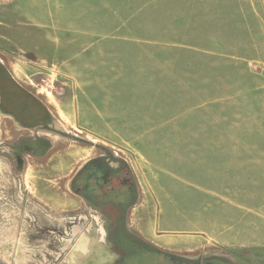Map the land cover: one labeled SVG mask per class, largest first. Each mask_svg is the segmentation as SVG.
Returning a JSON list of instances; mask_svg holds the SVG:
<instances>
[{"label": "rangeland", "instance_id": "obj_1", "mask_svg": "<svg viewBox=\"0 0 264 264\" xmlns=\"http://www.w3.org/2000/svg\"><path fill=\"white\" fill-rule=\"evenodd\" d=\"M206 5H214L215 11H206ZM123 20L131 25L124 29L125 39L135 41L112 43L115 53L108 60L86 57L104 48V43L91 47L92 41L115 39L118 29L113 26ZM43 25L46 54L39 53L38 45L32 47L39 38L35 31ZM93 31L99 34H90ZM14 48L18 59L3 61L14 65L16 77L28 75L27 88L53 104L55 98L76 96L79 88L80 102L89 108L80 113V124L60 113L66 122L55 114L53 128L45 130L20 129L0 117V264H120L139 247L164 253V264H264V245L258 242L240 248L234 242L219 244L158 227L156 214L164 223L167 215L154 201L153 187L156 191L165 183V189L181 192L182 186L165 178L166 161L158 173L150 164L156 152L167 157V148L173 151L169 143L180 150L183 141L168 140L166 133L183 131V117L188 119L189 110L198 105H204L198 110L203 130L262 133L255 146L264 149V0H158L148 5L135 0H0V53ZM211 51L240 59H216ZM72 53L81 58H57ZM87 81L82 90L80 85ZM90 85L94 90L89 91ZM58 90L70 93L58 96ZM53 104L47 105L54 112ZM190 126L193 129V123ZM148 128L163 134H157L158 140L135 138ZM100 155L124 161L136 176L141 197L129 220V228L136 231L128 239L132 245L120 242L122 237L117 240L120 235L109 241L115 210L92 207L71 189L77 170ZM230 166L224 162V171L217 175L224 180L243 178ZM255 174L256 186L249 189L254 196L248 202L250 208L254 199L257 228V214L264 213V162L255 167ZM201 181L211 186L210 177L202 176ZM237 190L223 187L224 200ZM186 193H200L192 195L194 208L214 200L197 190ZM134 219L141 222L139 227ZM169 220L173 228H190L174 214ZM153 228L164 235L160 239L170 241L157 246L145 240L142 233ZM87 236L100 255L95 251L88 258L90 251H82L81 245L76 260L77 246ZM135 237L140 243L134 244Z\"/></svg>", "mask_w": 264, "mask_h": 264}, {"label": "crops", "instance_id": "obj_2", "mask_svg": "<svg viewBox=\"0 0 264 264\" xmlns=\"http://www.w3.org/2000/svg\"><path fill=\"white\" fill-rule=\"evenodd\" d=\"M135 1L138 5H148L154 4L158 0ZM117 2L124 4L127 2V0H117ZM206 8H208L206 9V11H215L214 5H206ZM46 26L47 25H43V27H39L40 29L38 31H35L38 33L39 38L38 42H35L32 46L34 47L35 45H38L39 53L44 54H46L47 52L46 47L48 44L45 37L47 33L45 30ZM126 26L131 27V25L124 20L118 21L117 24L113 26L118 29L114 32L117 33L115 39H111L110 41L105 40L103 42L92 41L91 47L94 48L95 44L97 43H104V48H102V51L92 52L91 50L92 55L87 53L86 57H91L94 60H108L112 58V53H115V51H112L111 49L112 45L134 42V39H125L126 36L123 33ZM151 26L157 27L158 25ZM98 32L99 31H93L90 34H99ZM154 33L156 34V32ZM152 40L153 39L142 41L147 43L151 42L154 44H160L157 40ZM73 44H78V42H74ZM20 45L21 44H17L16 46L19 50L21 47ZM17 48H14V50L10 51V53H0V66L2 67V69H0V72L1 75H3V77L0 78V117L13 122L20 129H51L53 128V126L51 125V123L53 122V115H57L58 117H60L61 121L63 122H66V119L62 116H66V118H68L70 122H78L80 124V121L82 120L80 113L84 111V107L89 108V106L84 105L80 102L81 98L78 92L79 88H76V96H71V98L69 99L67 98V96L59 99L55 98V104L51 103L49 99H47V101L42 99L31 89L26 87L25 83L29 81L28 75L21 74L19 75V77H16L14 74V65L4 63L3 61L9 59H18V57L15 55L17 52L15 50H18ZM208 53L213 55V57L216 59H240L239 56L232 54H218L215 51H211ZM44 57L49 58L50 56ZM57 58L76 60L80 59L81 57L72 53L68 56ZM72 79L75 81L74 78ZM86 84H89V82L87 81V83H82V85H80V88L82 90H86V88L84 87ZM93 86L94 85L89 86V91L94 90ZM16 89L18 90V94L21 91L26 92V95L28 96V100L26 102H28L29 104L25 108L20 107V105L14 104V102L11 100V93L16 92ZM67 91L70 93L69 90L62 92L58 90V96H62L63 94L67 93ZM71 92L74 91L71 90ZM70 99L71 104H66ZM47 104H53L52 108H54V112L50 108L51 105ZM203 106L204 105H198L195 106L194 109H190V116L188 119L186 116L183 117V131H167L166 134L168 140L183 141L180 150L176 151L174 145L169 143V147L173 151L167 148L170 152L167 157L164 154L156 152V155H152L150 158L151 168L152 170L154 168L155 172L157 173L158 171H163L159 168V166L161 165V162L163 163L166 161L168 166V173L166 175H162H164L167 180L179 183L182 186L181 192L175 189H173L172 191L165 189V183H158L159 188L156 189V191H154L153 187L155 197L154 201H157L156 203L160 205V211H165L167 215V222L164 223L160 220L155 212L156 224L158 225V227H162V229L164 228L163 230H166L169 233H174L175 231L180 232V230H183L186 231L189 236L202 235L219 244H231L232 242H234L233 244L239 246L240 248H249L251 244L254 245L256 244V242H258L257 245L262 246V244L264 245V213L263 211H261L262 208L258 210V212L261 211V214H257V219H261V221L259 220L260 224L256 228L254 223V217H256L254 214L255 207L252 204L254 202V199L251 201L252 207L250 208V202H248V199L250 196H254L252 191L249 193V189H252L256 186L254 184V179L256 176L255 167L261 166V164L264 162L262 158L264 156V149L255 146V140L262 139L263 135L262 133L253 131L203 130L205 121H202L201 117L199 116L200 112H198V110L203 109ZM22 109L26 110L23 112ZM197 112V117L192 115L196 114ZM60 113L62 114V116L60 115ZM88 118L94 119V115H88ZM112 119L110 120V122H112ZM89 121L91 120H87V122ZM103 121L105 122L106 119H104ZM191 123H193V129L190 126ZM86 127H88L87 124ZM157 134L160 135L163 133H157V131H155L154 129L148 128L145 129L141 135H138L135 138H140L142 141H147L150 139L158 140L159 136ZM153 156L155 158H153ZM225 156L232 157V159L224 160ZM256 156L260 158L256 160ZM224 162L228 163V165H232L230 166L231 169H233V166H236V168L233 170H236V172L240 173L242 172L243 178L224 180L223 176L217 175V171H224ZM188 165L190 166V172L187 171ZM202 176H208L212 179L210 187L203 185L201 181ZM158 178L160 179V182L162 179L161 175H159ZM150 186L152 187L151 184ZM223 187H236L238 190L234 193L233 197L228 195L226 196L229 200H224L225 195ZM189 190L200 191L206 196L209 195L213 197L214 200L212 202H207L201 204L197 208H194L192 203L195 199H193L192 195H200V193H191L190 195H187L186 191ZM181 195L185 197V200L177 197ZM171 214H174L190 228H173V223H171L169 220ZM153 217L154 215L152 214L151 221H153ZM134 221L136 222L137 227L141 225V222L139 220L134 219ZM255 230L257 231V234L255 233ZM142 234H144L142 236L145 240L150 241L157 246H161L159 242L170 241L169 239H160L164 235L159 234L157 230L155 231V228L148 232L145 231V233ZM139 235L141 236V234ZM80 252V249L75 251L76 260Z\"/></svg>", "mask_w": 264, "mask_h": 264}, {"label": "flooded vegetation", "instance_id": "obj_3", "mask_svg": "<svg viewBox=\"0 0 264 264\" xmlns=\"http://www.w3.org/2000/svg\"><path fill=\"white\" fill-rule=\"evenodd\" d=\"M71 189L77 198L92 207L117 212L109 230V241L113 242L110 239L115 240L117 235H120L117 240L125 235L134 236L135 231L129 228V220L131 211L138 206L141 191L134 171L127 163L119 161L113 155L95 157L77 170L71 181ZM82 241L76 250L84 245L81 250L90 251L89 258L94 256L95 251L100 255V248L93 250L95 246L90 237L87 236ZM116 247L121 250L119 245Z\"/></svg>", "mask_w": 264, "mask_h": 264}, {"label": "trees", "instance_id": "obj_4", "mask_svg": "<svg viewBox=\"0 0 264 264\" xmlns=\"http://www.w3.org/2000/svg\"><path fill=\"white\" fill-rule=\"evenodd\" d=\"M0 69H2L1 66H0ZM1 77H3V75H1V72H0V78ZM15 91L16 92L11 93V100L14 102V104L20 105V107H22V108H25L26 106H28L29 103L26 102L28 100V96L26 95V92L20 91V93L18 94V90L16 89ZM25 110L26 109H22L23 112ZM121 237H122V239L120 240ZM121 237L119 238L120 242H122L124 244H128V245H132V243L130 244V242L128 241V239H130L132 236L125 235V236H121ZM131 239H133V238H131ZM134 240H135L134 244L140 243V242H138V239L135 238ZM139 240H141V239H139ZM138 249H141V250H137L133 254L130 252L126 256V260H124L120 264H126L127 260L131 262L130 264H152L154 261L157 262V264H164V261L167 260V258H168L166 256H163L164 253H159V250H156V248H154V247L150 248V249L139 247ZM143 249H145L147 251H143ZM133 250H136V249L134 248ZM133 250H131V251H133ZM151 253L154 254L153 257L151 255Z\"/></svg>", "mask_w": 264, "mask_h": 264}, {"label": "bare ground", "instance_id": "obj_5", "mask_svg": "<svg viewBox=\"0 0 264 264\" xmlns=\"http://www.w3.org/2000/svg\"><path fill=\"white\" fill-rule=\"evenodd\" d=\"M89 258V257H88Z\"/></svg>", "mask_w": 264, "mask_h": 264}]
</instances>
